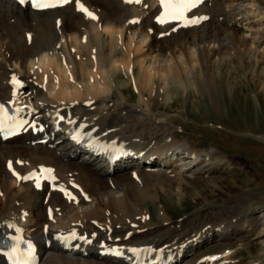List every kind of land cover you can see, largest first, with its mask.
I'll list each match as a JSON object with an SVG mask.
<instances>
[{"label":"bare ground","instance_id":"1","mask_svg":"<svg viewBox=\"0 0 264 264\" xmlns=\"http://www.w3.org/2000/svg\"><path fill=\"white\" fill-rule=\"evenodd\" d=\"M162 11L159 0L48 11L0 0V107L25 123L10 140L0 132V240L23 232L37 264H237L244 244L227 245L264 218L205 209L174 220L172 202L194 184L183 173L234 166L161 115L181 92L206 89L221 109L222 90L239 93L224 66L264 53V0H205L187 13L207 17L194 25L160 23ZM260 226L249 264H264Z\"/></svg>","mask_w":264,"mask_h":264},{"label":"rangeland","instance_id":"2","mask_svg":"<svg viewBox=\"0 0 264 264\" xmlns=\"http://www.w3.org/2000/svg\"><path fill=\"white\" fill-rule=\"evenodd\" d=\"M245 53L236 55L224 66L225 71H234L231 81L235 85L241 83L243 87L233 98L234 90L231 96L221 91L222 109L203 89L200 95L192 94L191 99L181 92L178 100L175 97V104L165 107L160 113L163 119L167 118L177 126L176 134L181 140L190 142L203 155L217 151L225 163L234 166L233 171L217 170L210 175L193 174L194 169L183 173L194 184L186 185L188 188L183 186L187 191L182 206L179 201L172 202L173 209L169 213L174 220L180 221L185 216L206 210H217L216 213L225 212L228 217L237 216L233 219L241 218L242 224L247 225L245 221L261 217L264 213V53ZM219 81L222 85L223 80ZM135 92L132 90L134 99L138 95ZM186 168L179 167L183 171ZM152 213L157 216L155 208ZM258 222L253 223L252 228L245 227L248 231L227 245L234 248L244 244L235 257L237 264H249L260 255L263 245L256 238L264 218ZM220 249L216 247L212 253H218Z\"/></svg>","mask_w":264,"mask_h":264},{"label":"snow or ice","instance_id":"3","mask_svg":"<svg viewBox=\"0 0 264 264\" xmlns=\"http://www.w3.org/2000/svg\"><path fill=\"white\" fill-rule=\"evenodd\" d=\"M24 0H21V3H23ZM65 3L68 2V0H64ZM126 2L132 3H141L142 0H126ZM201 3V0H159L160 7L162 8L161 15L158 17V21L160 23H165L168 21H182L186 22L187 24H196L199 22L200 19H207V17H200L199 19H189L187 17V13H189L192 9L197 7V5ZM34 7H45L49 5H42L39 3H34ZM80 10L84 11L86 15L91 16V18L95 19L94 16H92L91 13L87 12L86 9L83 8L82 5H79ZM133 23H136L137 21H132ZM3 130V129H0ZM29 247H31L29 245Z\"/></svg>","mask_w":264,"mask_h":264}]
</instances>
